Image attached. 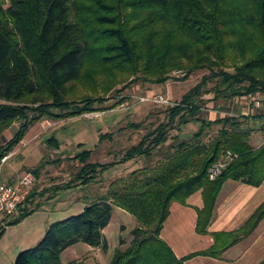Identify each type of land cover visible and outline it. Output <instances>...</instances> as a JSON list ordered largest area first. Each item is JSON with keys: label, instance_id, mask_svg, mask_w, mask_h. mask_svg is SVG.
Instances as JSON below:
<instances>
[{"label": "trees", "instance_id": "16d2710c", "mask_svg": "<svg viewBox=\"0 0 264 264\" xmlns=\"http://www.w3.org/2000/svg\"><path fill=\"white\" fill-rule=\"evenodd\" d=\"M227 58L242 59L234 72L220 69ZM139 61L143 63L140 70L156 84L180 69L188 72L183 76L187 78L198 65H205L211 77L167 108L165 122L128 149L123 161L149 156L165 143L170 131L179 132L190 122L199 121L200 130L182 139L168 160L138 169L79 214L49 225L41 240L20 252L14 264H63L62 253L78 243L106 248L103 230L111 222L115 205L146 227L135 232L131 246L117 252L112 264H186L197 256L221 259L263 221L264 204L238 230L209 233L225 181L262 184L264 145L259 149L249 145V133L239 127L237 117L228 114L215 121L199 117L203 106L196 99L209 80L216 81L210 92L216 102L264 94V0H0V137L10 122H21L15 136L0 146V160L37 122L78 117L94 111L93 103L104 104L100 94L70 99L76 91L70 84L84 79L83 73L93 68L132 67ZM213 124H222V130L205 142V131ZM49 142L57 143L53 138ZM227 151L237 159L218 179L210 180L209 168ZM91 155L90 149H83L75 156L82 164L75 174L80 186L96 182L116 165L92 162ZM198 191L204 206L197 210L196 232L212 235L214 244L178 259L160 237L163 225L172 203L186 204ZM35 197L36 193L28 194L17 214L4 217L0 239L8 227L40 208L34 205Z\"/></svg>", "mask_w": 264, "mask_h": 264}, {"label": "rangeland", "instance_id": "374dc122", "mask_svg": "<svg viewBox=\"0 0 264 264\" xmlns=\"http://www.w3.org/2000/svg\"><path fill=\"white\" fill-rule=\"evenodd\" d=\"M241 62L242 59L233 61L227 58L220 69L234 72L232 69ZM138 63L132 67H112L110 70L93 68L83 73L84 79L70 84V89L76 90L70 99L77 101L80 98H93L100 94L104 97V104L95 102L93 103L96 107L94 111H87L78 117H67L65 120L46 118L37 122L27 131L23 141L13 148L17 152L14 154L10 152L9 161L2 169H5L11 161H16L19 163V176L38 170L37 175H34L36 183L31 188L30 194L36 193L34 205L36 203L41 206L34 214L26 218V222L22 225H12L7 228L0 239V264H14L20 252L41 240L48 224H53L71 214H79L86 205L91 204L99 196L117 189L121 181L138 169H148L159 162L168 160L182 139L188 140L198 131V123L192 127L185 125V128L180 127L179 132L170 131L165 143L161 147L152 149L147 156L149 158L144 156L136 160L123 161V156L128 149L135 146L142 137L154 131L155 126L165 122L167 108L177 105L185 94L211 77V72L205 65H198L189 72L187 78L183 76L185 77L188 72L180 69L172 71L170 78L163 84H156L151 76L147 77L140 70L143 67L142 61ZM178 71L181 74H177ZM214 71H217L216 68ZM133 73L136 75L133 76ZM215 84V80H209L201 89L199 99L195 98L196 102L203 106L204 110L209 105V118L228 114L235 116L237 113L229 108L235 107L236 101L242 102L245 99L221 98L216 102L213 100V93H210ZM107 88L109 90L105 92ZM156 97H162L161 103L154 102ZM249 98L246 100V107L250 109L252 107L253 114L263 113L264 115V94L254 95L251 98L253 100ZM258 103L261 107L256 108ZM23 105L34 107L29 103ZM252 117L255 118L253 115ZM20 123V121L9 123L8 128L1 133L0 146L7 144L15 136ZM208 132L205 142L212 140L216 134L215 129H210ZM52 138L57 145L53 142L50 144L49 141ZM259 140L263 142L264 138ZM83 149L92 151L89 159L92 162L116 165L103 173V177H98L96 182L80 186L75 180V174L82 164L75 159V156ZM69 184L72 186L64 189ZM47 213L51 214L47 215ZM111 217L110 224L103 230L106 248L92 247L85 243L75 244L62 253V263L112 264L117 252H125L131 246L135 232L139 231L140 227L142 229L146 227L138 223L135 216L117 205L113 206ZM37 229L44 232L41 238L36 236ZM261 240H264V237ZM253 250V253L256 252V248Z\"/></svg>", "mask_w": 264, "mask_h": 264}, {"label": "crops", "instance_id": "0c3cea01", "mask_svg": "<svg viewBox=\"0 0 264 264\" xmlns=\"http://www.w3.org/2000/svg\"><path fill=\"white\" fill-rule=\"evenodd\" d=\"M252 97L249 99L253 100L251 99ZM242 98L245 99V101H236L235 107L229 108L232 112L237 113L235 116H230L234 118L237 117L239 127L248 131L249 137L247 141L249 145L254 149H259L264 145V141L259 142V139L264 138V115L263 113L253 114L252 107L251 109L250 107H246V100L248 98ZM208 106L205 107L207 111L202 108L199 117L210 121H215L223 117V115L220 117H217L216 115L215 118H209ZM256 106V108L261 107L259 103L256 104ZM252 115L255 118H253ZM250 119L251 122H249ZM195 123L199 124L198 130H200L199 128L202 125L199 121H193L187 125L192 127ZM185 127L186 126H183V128ZM222 127V124H213L208 126L205 132L208 134L210 129H215L216 134L214 135L217 136L222 130ZM14 152L16 153L17 150H13L11 154H14ZM8 161L9 159L5 163ZM18 164L19 163L16 161H11L6 165L5 169H2L1 178L4 182L11 185L16 184L21 179L22 175H18ZM4 165L5 164H3V166ZM223 185L224 186L217 197L218 200L213 212L214 215L211 224L208 227L210 234L238 230L253 215V213L264 204V180L259 186L249 185L240 181L235 182L232 180L225 181ZM31 192L32 189L28 194ZM187 200L186 204H180L177 202L172 203L169 217L163 225V230L160 236L162 240L171 247L173 253L178 259H183L184 256L197 253V251L209 249L214 244V238L212 235H202L196 232V223L198 220L197 210L204 206V199H202L201 191L196 192ZM48 214L51 213H47V215ZM26 220L17 225H22ZM258 226L259 227L255 230L252 236L226 250L221 259L197 256L188 260L186 264H259L264 260V240H261L262 237H264V220L261 221ZM39 232L40 229H37L36 233L38 234L36 236L41 238L44 232ZM254 248H256V252L253 253Z\"/></svg>", "mask_w": 264, "mask_h": 264}, {"label": "built area", "instance_id": "2783aa9c", "mask_svg": "<svg viewBox=\"0 0 264 264\" xmlns=\"http://www.w3.org/2000/svg\"><path fill=\"white\" fill-rule=\"evenodd\" d=\"M177 74H181L179 71ZM185 75V74H182ZM162 97L154 98V102L161 103ZM165 102H168L165 100ZM9 159V156L0 160V223L4 217L17 214L30 189L35 185L36 178L31 172H26L16 184H8L1 178L3 164ZM237 156L227 151L222 158L218 159L209 168L208 176L210 180L218 179L223 173V169Z\"/></svg>", "mask_w": 264, "mask_h": 264}, {"label": "bare ground", "instance_id": "6f19581e", "mask_svg": "<svg viewBox=\"0 0 264 264\" xmlns=\"http://www.w3.org/2000/svg\"><path fill=\"white\" fill-rule=\"evenodd\" d=\"M32 173V172H31ZM34 175V174H33Z\"/></svg>", "mask_w": 264, "mask_h": 264}]
</instances>
